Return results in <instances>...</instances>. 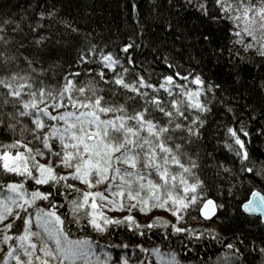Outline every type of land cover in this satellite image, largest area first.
Listing matches in <instances>:
<instances>
[{
	"label": "snow or ice",
	"instance_id": "obj_1",
	"mask_svg": "<svg viewBox=\"0 0 264 264\" xmlns=\"http://www.w3.org/2000/svg\"><path fill=\"white\" fill-rule=\"evenodd\" d=\"M181 7L194 8L211 22L231 23L229 35L237 37L233 44L241 45L245 52L255 49L264 57V0H259V5L252 0H184ZM53 15L41 11L35 24L28 25L33 38L27 47L24 40L17 41L12 35L23 32L21 22L0 19V134L13 138L10 143L0 144V168L13 174L11 182L0 184V243L7 248L0 264H130L127 254L117 252L114 256L109 251L129 248L127 243L109 240L112 226L124 225L140 236L145 235L144 229L170 228L171 232L164 234L165 240L187 234L189 242L199 241L203 232L180 225L189 217L196 219L193 213L212 220L224 204L208 198V186L194 171L200 164L186 149L202 138L207 114L212 111L213 100L218 99L216 90L221 85L206 82L195 71L161 74L162 80L152 82L151 75L146 79L134 70L131 51L139 45L129 42L121 49L123 59L95 44L81 51V63H96L90 58L98 57L101 67L95 83L78 86L81 73L75 72L64 77L65 83L59 89L50 88L45 79L51 68L43 67V52L51 37L44 34V21ZM61 22L71 32H79L70 22ZM14 42L15 51H10ZM225 50L230 60L244 58L239 49L225 46L221 53ZM163 60L168 69L179 67L167 57ZM108 71L112 73L110 78ZM100 82L111 85L109 92L124 97L123 102L106 101L100 94L103 90L96 86ZM208 93L212 99L207 98ZM220 103L225 101L221 99ZM226 112L232 113L239 124L226 126L224 131V145L235 157L231 163L238 161V171L251 174L249 189L258 178L264 185V169L255 166L248 148L252 143L248 125L232 107L226 106ZM17 133L22 139H15ZM257 135H264V127L257 130ZM183 157L188 159L187 166ZM174 167L180 171H174ZM217 167L235 175L223 163ZM69 181L78 182L86 190ZM102 185L103 191L94 190ZM61 198L66 204H61ZM44 202L47 204L41 207ZM61 207L66 211L61 212ZM240 208L264 223V193L260 190H250ZM155 209L168 212L175 222L157 216L142 225L132 214L147 215ZM124 211L128 215L122 218L108 215ZM73 227L81 232L91 230L99 239H73ZM226 246L234 257L231 261L225 257L227 264H245L244 252L237 244ZM137 247L145 254L151 251L162 264H183L175 252L165 260L158 247ZM184 247L192 250L188 244ZM259 252L264 254V246ZM137 264L146 261L138 260Z\"/></svg>",
	"mask_w": 264,
	"mask_h": 264
},
{
	"label": "trees",
	"instance_id": "obj_2",
	"mask_svg": "<svg viewBox=\"0 0 264 264\" xmlns=\"http://www.w3.org/2000/svg\"><path fill=\"white\" fill-rule=\"evenodd\" d=\"M252 2L259 5V0ZM183 3L184 0H171V3L170 0H0V19L21 22L23 32L12 35L17 41L24 40L27 47L29 40L33 38L28 25L35 24L41 11L54 13L44 21V34L51 38L46 42L43 52V67L51 68L45 83L53 89H59L69 73H81L76 81L78 86L99 80L96 75L101 67L98 57L90 58L95 59L96 63L85 64L79 61L81 51H86L91 44L105 52L116 53L123 59L125 54L121 49L129 42L139 45L131 51L136 64L134 70L139 71L146 79L151 75L152 82L162 80L161 74H172L174 71L187 74L188 71H195L202 74L206 82L221 85L216 90L218 99L213 100L212 111L207 114L202 138L188 146L186 151L200 164V168L194 171L208 186V198L223 203L224 208L218 211L212 221H204L198 214L193 213L197 215L196 219L189 217L186 223L181 224L182 227L203 232L204 235L199 241L192 239L189 242L187 234L172 235L165 240L164 234L166 231L170 233V228L144 229L145 235L140 236L129 232L124 225L112 226L109 240L116 244L127 243L129 248L109 251L114 256L117 252L121 255L127 254L130 264H137L138 260H145L146 264L161 262L151 251L147 254L140 252L138 244L148 249L160 248L165 260L169 259L168 254L175 252L179 254L183 264H227L225 257L228 261L234 257L233 251L226 245L234 243L244 252L245 264H264V254L259 252V248L264 246V223H258V217L244 214L240 208V202L247 198L250 190L257 189L264 193V185L258 178L251 183L249 189L247 185L251 174L238 171L239 162L235 165L231 163L235 157L224 145L226 126L239 127L232 113L226 112L227 106L232 107L236 115L248 125L247 130L252 141L248 145L250 155L255 166L264 169V135H257V130L264 127V57L255 49L245 52L241 45L233 44L237 37L229 35L231 23L208 21L194 8L181 7ZM61 21L70 22L79 32H71ZM205 35L209 36L208 40L204 39ZM225 46L239 49L240 56L244 58L233 57L230 60L227 50L221 53ZM15 47L14 42L10 51H15ZM164 57L179 67L168 69ZM107 76L110 78L112 73L108 71ZM96 86L103 90L100 94L104 95L106 101L123 102L124 97L117 98L109 92L111 85L100 82ZM191 87L195 88V85ZM161 94L166 95L162 90ZM207 98L212 99V94L208 93ZM221 99L225 104L220 103ZM12 139L10 135L0 134V144L10 143ZM15 139L22 137L17 133ZM24 142L27 143V140ZM182 162L186 166L189 163L187 157H183ZM218 163L231 167L235 175L224 173L217 167ZM173 170L180 171L177 167ZM152 178L159 181L156 176ZM12 179L13 174H6L0 168V183L6 180L11 182ZM14 179L18 181L21 178ZM103 189L102 185L94 190ZM60 202L66 204L62 198ZM46 204L44 202L40 206L44 207ZM60 211L64 212L66 208L61 207ZM143 216L146 215L141 217ZM163 216L159 217L175 222L169 214ZM153 220L154 217L148 222H139L143 225ZM72 232L73 239L96 237L91 230L81 232L73 227ZM214 236L216 239L212 238ZM181 240L184 241L183 244ZM239 240L244 243L238 244ZM184 244H188L192 250L186 249ZM0 245L4 250L7 249L2 243ZM3 252L0 261L3 260Z\"/></svg>",
	"mask_w": 264,
	"mask_h": 264
},
{
	"label": "rangeland",
	"instance_id": "obj_3",
	"mask_svg": "<svg viewBox=\"0 0 264 264\" xmlns=\"http://www.w3.org/2000/svg\"><path fill=\"white\" fill-rule=\"evenodd\" d=\"M53 114H56V112H53ZM61 124H62V122H61ZM54 143H58L57 141H54ZM41 162H44L43 160H41ZM70 183H75L76 185H77V187H81L82 185H80L78 182H75V181H69ZM157 182H159V181H157ZM0 184H3V183H0ZM0 191H3V189H0ZM100 191H103V190H100ZM6 194V193H5ZM125 203H127V201H125ZM159 209H157V211H152L151 213H148L146 216H143V217H141L142 216V214H140V213H138V212H133L132 214L133 215H135L136 216V218H137V220L138 221H140V222H148L149 220H150V218H152V217H157V216H160V215H164L165 217H166V215H168L169 213L168 212H165V211H163V210H160V211H158ZM108 215H110V216H113V217H117V218H122L123 216H126V215H128V212L127 211H124V212H108ZM163 216V217H164ZM169 216L170 217H172L170 214H169ZM173 218V217H172ZM202 220H204V219H202ZM213 220V219H212ZM211 220V221H212ZM204 221H206V220H204ZM210 221V220H209ZM183 225H181V227H182ZM1 244V243H0ZM0 249H3V247H1V245H0ZM7 249H5L4 250V252L3 251H0V258H1V256H2V252H3V254L5 253V251H6ZM10 264H11V262H10ZM157 264H162L161 262H158Z\"/></svg>",
	"mask_w": 264,
	"mask_h": 264
},
{
	"label": "water",
	"instance_id": "obj_4",
	"mask_svg": "<svg viewBox=\"0 0 264 264\" xmlns=\"http://www.w3.org/2000/svg\"><path fill=\"white\" fill-rule=\"evenodd\" d=\"M255 217H258V216H255ZM213 218H214V217H213ZM213 218H212V219H213ZM258 218H259V217H258ZM206 221H209V220H206ZM210 221H211V220H210Z\"/></svg>",
	"mask_w": 264,
	"mask_h": 264
}]
</instances>
